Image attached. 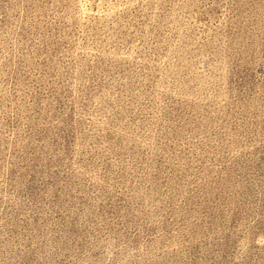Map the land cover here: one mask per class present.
Listing matches in <instances>:
<instances>
[{
	"label": "rangeland",
	"instance_id": "374dc122",
	"mask_svg": "<svg viewBox=\"0 0 264 264\" xmlns=\"http://www.w3.org/2000/svg\"><path fill=\"white\" fill-rule=\"evenodd\" d=\"M0 264H264V0H0Z\"/></svg>",
	"mask_w": 264,
	"mask_h": 264
}]
</instances>
